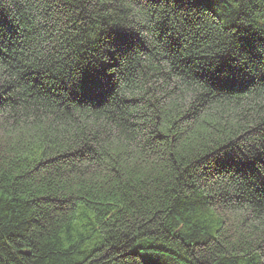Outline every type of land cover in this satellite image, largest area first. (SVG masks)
<instances>
[{"label":"trees","instance_id":"16d2710c","mask_svg":"<svg viewBox=\"0 0 264 264\" xmlns=\"http://www.w3.org/2000/svg\"><path fill=\"white\" fill-rule=\"evenodd\" d=\"M0 264H264V0H0Z\"/></svg>","mask_w":264,"mask_h":264}]
</instances>
